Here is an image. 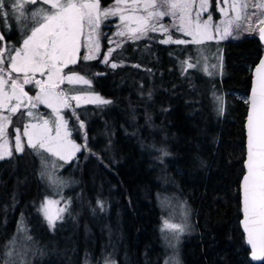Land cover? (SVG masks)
Here are the masks:
<instances>
[{
  "label": "trees",
  "instance_id": "16d2710c",
  "mask_svg": "<svg viewBox=\"0 0 264 264\" xmlns=\"http://www.w3.org/2000/svg\"><path fill=\"white\" fill-rule=\"evenodd\" d=\"M113 1L100 0L101 7ZM106 27L100 56L80 57L64 70L84 75L111 101L66 108L81 145L64 169L73 182L70 208L49 224L40 208L49 191L39 154L12 148L0 159V259L25 229L39 255L32 264H166L160 197L176 192L194 228L181 244L180 264H253L241 228V180L247 97L264 45L255 34L221 42V70L207 74L196 62L197 44L126 40L110 56L113 68L101 60Z\"/></svg>",
  "mask_w": 264,
  "mask_h": 264
},
{
  "label": "snow or ice",
  "instance_id": "6c2138e0",
  "mask_svg": "<svg viewBox=\"0 0 264 264\" xmlns=\"http://www.w3.org/2000/svg\"><path fill=\"white\" fill-rule=\"evenodd\" d=\"M225 7L219 11L225 19L219 25L213 26L212 16L201 21V12L210 8V0H198V10L192 9L197 5V0H114L109 8H101L100 0H0V22L3 17L9 16L14 9L19 16L24 17L25 4H41L31 13L35 24L30 29V34L22 40V46L12 49L14 54L5 56L8 46L0 47V159L12 155L7 139V126L11 124V116L22 113L28 118H35L32 109L38 104H46L55 113L56 119L52 122L55 135L49 120L42 124L31 121L24 125L23 135L27 137V145L37 154L47 152L53 157L67 161L80 145L68 140L70 133L67 131V122L60 115L61 107L70 108V101L85 103L107 104V101L97 96H67L59 90L65 82L69 84H89L90 81L78 74L64 75V69L69 65L78 63L79 50L82 46V37L85 38L87 54L84 60L95 59L99 51V28L103 20L110 16H118L122 22L118 36H127L131 40H139L149 32H163L168 38L162 43H194L202 44L205 40L225 39L232 34V29L247 32L258 31L264 40V0H222ZM254 11L249 12V9ZM232 13L231 15L229 13ZM259 18L253 23V17ZM164 16H171L179 21L173 27L177 31L192 37L191 41L173 40L169 28L160 23ZM213 28L215 33L213 34ZM87 29V33L85 30ZM3 35L0 34V42ZM119 46V45H117ZM114 49H109L108 55ZM9 66L6 68L4 65ZM107 63V60H105ZM188 68L195 67V63L185 62ZM198 63V61H197ZM111 67L117 65L113 63ZM14 74H17L14 78ZM39 74L45 79H36ZM33 84L38 87V94L33 97L24 91V85ZM7 89V90H6ZM14 101V103H13ZM251 111L247 118V172L243 176V226L248 235L247 243L251 245V256L254 260H264V60L256 68V82L250 98ZM4 110L8 115H4ZM80 122V127H83ZM63 130V131H62ZM15 144L17 152H23L20 129H15ZM168 153H164L167 155ZM43 161V156H41ZM45 173L41 172V176ZM59 201L46 200L43 205L44 214L51 226L58 213L66 209H58L53 214L50 207ZM164 229L178 235L185 231L182 224H174L165 220ZM30 239V237H27ZM15 241L6 245L4 257L0 264H16L12 258L15 253L12 249Z\"/></svg>",
  "mask_w": 264,
  "mask_h": 264
},
{
  "label": "rangeland",
  "instance_id": "374dc122",
  "mask_svg": "<svg viewBox=\"0 0 264 264\" xmlns=\"http://www.w3.org/2000/svg\"><path fill=\"white\" fill-rule=\"evenodd\" d=\"M214 1L216 5L215 9L212 8V0H210V5H211L210 8L207 11L201 12V21H200L201 23L208 18L209 12L211 13L212 16L213 26L221 24V22L225 19L224 15L219 11V7H225L226 5L223 4L222 0H214ZM113 3L114 1L109 6L101 7V8H109L113 5ZM39 7H46V6L41 4H31V3L25 4L24 17L19 19L13 18L14 16L16 17L19 16V13H16L14 9L12 10H9L8 8L4 9V11L11 12L9 16L3 17V22H0L6 34L10 36L9 41L7 42L8 52L5 53L6 57L8 55L14 54L12 49H18L19 47H21L22 40L26 38L27 34H30V29L35 24V21L31 18V13L36 11ZM197 10H198V0H197V5L193 7L192 11L193 13H195ZM252 11H254V9L250 8L249 12ZM229 14L231 15L232 13L230 12ZM258 18L259 15L253 17V23H255ZM103 23L107 26L105 29V33H109V37H108L109 43L107 45V49L103 52V55H101V60L103 63H105V60H107V63H110V65H112L115 62L110 61L111 55H108L109 49L116 50L126 40H131V39H128L127 36L121 37L117 35V32L121 30L120 25L122 23L118 16L108 17L106 20L102 21L99 28L100 48L99 51L95 53L96 58L100 56V54L102 53L101 29ZM160 23H162L163 25L169 28V32L173 40H178V39L186 40V41L192 40V37L188 36L186 33L177 31L176 28L173 27L174 24L178 25L179 21L177 19H174L171 16H164L161 19ZM85 32L87 33V29L85 30ZM213 34L218 35L217 33H215L214 28H213ZM254 34L258 35V31L247 32L233 28L232 34L225 39L205 40L202 44L198 45V52L196 58V62L198 61L197 64L200 66L201 70L207 74H213L215 72L220 71L222 66V55H223L220 43L228 39H239L244 35H254ZM154 36L155 37L160 36L162 41L168 38V35L163 32H149L146 36L142 38H148V37L153 38ZM81 43L82 46L78 54L79 58L87 54L84 37H82ZM4 66L7 68L9 65L5 63ZM72 73L84 77L85 79L89 80L90 83L69 84L65 82L59 86L60 91H63L67 96L80 95V96L92 97L98 95L102 99L107 100L93 89L91 80L85 77L84 75L79 74L77 72H69V73L63 72L64 75H68ZM16 75L17 74H14V77ZM35 78L45 79L46 77H41L39 74H37ZM24 91L27 92L29 96L35 97L38 94L39 89L33 84H28V85H24ZM70 102L74 103L77 106L89 104V103H85L83 100L79 102L73 100ZM22 111L25 110L22 109ZM32 111L34 113L35 118H28L27 116L22 114L21 118H16L14 120V118L11 116V124L7 126V130H6L7 139L9 141V146L11 151L12 148H15L14 144H15L16 128L20 129L21 143L23 144V147L28 146L26 142L27 137L23 135V131H24L23 126L28 124L30 121L31 123L34 124H42L43 120L45 119L49 120L50 126L52 127V135L53 136L55 135V127L52 124V122L56 119V116L53 110L49 108L46 104H38L36 108L32 109ZM65 111L66 108L61 107L60 115L67 122V131L70 133V135L68 136V140H70L72 143L76 145H80V143H78L72 137V133L69 128L68 121L65 117ZM3 114L8 115L6 110H4ZM80 150H81V145L79 151ZM79 151H76L74 155H72L67 161H63L57 157H53L51 154L47 152L39 153V157L41 161V172L45 173V175L42 176V179L49 191V194L45 195L44 199L41 202L40 205L41 212L43 213L44 217H46L43 211V205L46 200L59 201L58 204L49 206L53 214H56L58 209H66L63 212L58 213L60 218L56 219L55 222L61 220L64 217V214L70 208L71 199L68 198L69 196L66 195V189L73 182H72V178L67 173L64 172V169L66 164L72 161L77 156ZM41 156H43V161L41 160ZM160 206L163 210L161 231L163 235V240L166 244V247L168 248L166 264H180L181 244L185 239V237L191 234V232L194 229L193 219L191 216V209L189 208L187 202L181 197V195H179L176 192H170L168 194H164L163 196H161ZM165 220L169 221L170 223L184 225L185 231L178 235V239L176 238L175 233L171 232L168 229H164L163 222ZM27 237H29V235L24 229L20 231L14 239L15 243L12 246V249L14 250L15 255L12 258L16 261V264H32L34 260L37 257H39L37 253V246L35 241L31 237L30 239H27ZM98 264H116V261L113 259H104L103 262L100 261Z\"/></svg>",
  "mask_w": 264,
  "mask_h": 264
},
{
  "label": "water",
  "instance_id": "95a60500",
  "mask_svg": "<svg viewBox=\"0 0 264 264\" xmlns=\"http://www.w3.org/2000/svg\"><path fill=\"white\" fill-rule=\"evenodd\" d=\"M258 39L259 41L264 45V40H262L259 36V33H258ZM261 60H264V52L259 60V62L255 65V67L253 68V78H252V84H251V88H250V92L248 94V97H247V103H248V110H247V115H246V120H245V132H246V158H245V174L246 175V172H247V167H246V163H247V118L250 114V111H251V107H250V98H251V95H252V89L253 87L255 86V82H256V68L259 66ZM242 181H243V177H242V180H241V208H242V200H243V186H242ZM243 219H244V216H243V211H242V219H241V228L243 230V232L245 233L246 235V245L248 246L249 250H250V254H249V259L250 261L253 263V264H263L264 263V260H254L251 256V245H249L247 243V240H248V235H247V232L245 231L244 229V226H243Z\"/></svg>",
  "mask_w": 264,
  "mask_h": 264
},
{
  "label": "flooded vegetation",
  "instance_id": "af4514ba",
  "mask_svg": "<svg viewBox=\"0 0 264 264\" xmlns=\"http://www.w3.org/2000/svg\"><path fill=\"white\" fill-rule=\"evenodd\" d=\"M0 34H2L1 29H0ZM2 35H3V41L0 42V45L1 47H4L5 45H7V42L9 41L10 36L9 35L5 36L4 34Z\"/></svg>",
  "mask_w": 264,
  "mask_h": 264
}]
</instances>
